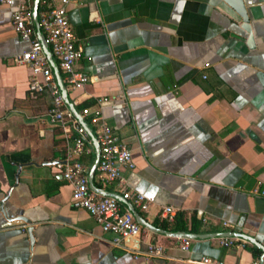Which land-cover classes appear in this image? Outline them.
<instances>
[{
	"label": "crops",
	"instance_id": "1",
	"mask_svg": "<svg viewBox=\"0 0 264 264\" xmlns=\"http://www.w3.org/2000/svg\"><path fill=\"white\" fill-rule=\"evenodd\" d=\"M241 1L250 47L221 0H69L68 25L81 49L74 71L89 81L71 90L59 76L74 110L100 107L130 150L124 185L100 184L94 171L97 189L143 195L147 210L132 207L155 229L170 206L175 216L194 217L197 234L240 233L264 248V195L251 193L264 192V0ZM10 11L0 4V264H200L201 257L259 264L260 250L254 255L247 242L190 240L182 252L176 239L142 227L136 252L114 246L70 206V187L54 168L67 141L47 124L49 93L31 98L29 69L12 63L28 46ZM79 161L89 171L93 153ZM150 243L163 246L160 258L143 256Z\"/></svg>",
	"mask_w": 264,
	"mask_h": 264
},
{
	"label": "built area",
	"instance_id": "2",
	"mask_svg": "<svg viewBox=\"0 0 264 264\" xmlns=\"http://www.w3.org/2000/svg\"><path fill=\"white\" fill-rule=\"evenodd\" d=\"M41 10L37 16V24L51 58L56 68L63 76V83L71 90L80 89L89 78L74 71L75 63L81 58V49L75 44L67 20V6L69 0H38ZM0 4L11 8V26L18 38L25 42L28 48L12 57L16 66H26L30 71L27 80V92L34 98L47 91L51 98L50 107L45 116L47 124L59 129L67 141L64 157L54 162V168L62 180L70 187V206L73 209L84 210L100 227L103 233L112 236L114 246H125L135 251L141 226L134 220L126 209H120L119 203L112 197L101 196L89 189L87 183L88 168L79 161L81 156L92 155L91 143L78 122L64 106L59 90L53 78L48 61L42 51L38 39L34 35L31 4L32 0H0ZM105 101V100H103ZM82 118L88 117V122L94 127L91 130L98 145L99 155L95 168L96 179L100 184L116 183L124 185L122 172L133 169L130 150L118 141L112 130L105 124L100 114V107L92 112L85 108L80 112ZM252 194L264 195L263 191L254 188ZM120 198L139 211L147 210V202L143 195L122 190ZM175 211L166 206L160 210L159 217L167 223L174 219ZM226 227V224H222ZM220 244L225 247L235 243L245 244L239 238H219ZM126 242H130L125 245ZM177 249L188 252L190 240L176 239ZM163 246L159 243H150L142 253L146 258H160ZM200 264H222L206 257H201Z\"/></svg>",
	"mask_w": 264,
	"mask_h": 264
},
{
	"label": "water",
	"instance_id": "3",
	"mask_svg": "<svg viewBox=\"0 0 264 264\" xmlns=\"http://www.w3.org/2000/svg\"><path fill=\"white\" fill-rule=\"evenodd\" d=\"M222 2H224L230 9L233 10V12L239 17L240 21H241V25L240 28L247 34V39H246V45L247 47H250L252 45V36H251V32H250V28L248 25V18L246 15V11L244 9V6L242 4L241 0H221ZM37 4H38V0H33L32 1V10H31V19L33 22V26L37 32V35L39 36L37 39L41 44L42 47V51L48 61V64L51 68V71L53 73L57 88L59 90L60 93V97L63 101L64 106L69 110V112L71 113V115L74 117V119L78 122V124L84 129L90 143H91V147H92V151H93V162L89 168L88 171V187L90 190L94 191L95 193L104 196V197H112L114 199H116L118 202L122 203L127 210L131 213V215L133 216L134 220L145 230L150 231L152 233L155 234H160L164 237L167 238H174V239H178V238H185L188 240H206V239H212V238H239L241 240H244L245 242L251 244L252 246L256 247L258 250H260L261 252V258L259 261V264H262L261 259L264 258V248L262 246H260L254 239L245 236L243 234L240 233H234V232H223V233H214V234H189V233H184V232H169V231H163V230H159V229H155L153 227H151L150 225H148L143 219H141L136 212L134 211L133 207L127 203L126 201L122 200L120 198V196L115 195V194H111V193H107L105 191H102L100 189H97L94 184L92 183V178H93V174L95 171V168L97 166V162H98V155H99V150H98V145L97 142L95 140L94 135L91 132V129L87 126V124L84 122L83 118L81 117L80 113L76 112L74 110V108L72 107V105L69 103L68 99H67V94L65 89L63 88V85L61 83L60 80V76H59V72L54 64V61L52 60L50 53L46 47V45L43 42V38L42 35L39 31L38 28V24H37Z\"/></svg>",
	"mask_w": 264,
	"mask_h": 264
},
{
	"label": "trees",
	"instance_id": "4",
	"mask_svg": "<svg viewBox=\"0 0 264 264\" xmlns=\"http://www.w3.org/2000/svg\"><path fill=\"white\" fill-rule=\"evenodd\" d=\"M39 9L40 5H38V10ZM194 221L195 220L193 216H191L187 221V219L179 213L174 217L171 223H167L161 220V222L157 225V228L169 232H184L189 234H197L198 231L194 228ZM252 252L254 255L260 254L259 250L254 247H252Z\"/></svg>",
	"mask_w": 264,
	"mask_h": 264
}]
</instances>
